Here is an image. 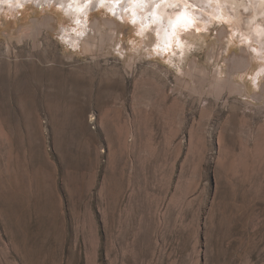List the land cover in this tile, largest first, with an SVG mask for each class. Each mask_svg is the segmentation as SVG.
<instances>
[{"label": "rangeland", "instance_id": "rangeland-1", "mask_svg": "<svg viewBox=\"0 0 264 264\" xmlns=\"http://www.w3.org/2000/svg\"><path fill=\"white\" fill-rule=\"evenodd\" d=\"M262 2L1 0L0 264H264Z\"/></svg>", "mask_w": 264, "mask_h": 264}, {"label": "bare ground", "instance_id": "bare-ground-1", "mask_svg": "<svg viewBox=\"0 0 264 264\" xmlns=\"http://www.w3.org/2000/svg\"><path fill=\"white\" fill-rule=\"evenodd\" d=\"M55 1L59 5H61L62 8H64V13L67 16L69 17L71 16L72 18L75 17L74 20L76 21V25H77L76 27L79 29L77 30V28H75V30L78 31L77 33L81 35V37H84L83 35H86L87 33V37L82 42L85 47L87 46L90 47L89 42L91 38L93 37V35L91 36V34L88 33V29L96 33H100L102 29L101 24L99 22L93 23L88 27L85 22L82 23L83 21L81 20V16L83 15L82 12L88 9L91 0H55ZM97 2H99V0H97ZM147 2L149 3V6L147 7V11L150 12V17L155 18L156 19L155 22L157 21L160 24V26L159 25L158 26L160 28L161 34L158 37L160 39L161 47L163 48V46H166L170 43L172 36L176 35L177 32L180 31L181 26L184 28H187V25L190 22V18L187 16V14L179 15L178 17H174L172 19L171 17L168 18L165 14V11H166L165 9L167 6L166 4H168L170 0H159V1L157 0L156 2L153 1L152 3L150 2V0H147ZM72 40L76 41V37L75 39H72ZM72 43L74 44L75 42H72Z\"/></svg>", "mask_w": 264, "mask_h": 264}]
</instances>
